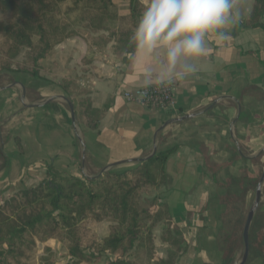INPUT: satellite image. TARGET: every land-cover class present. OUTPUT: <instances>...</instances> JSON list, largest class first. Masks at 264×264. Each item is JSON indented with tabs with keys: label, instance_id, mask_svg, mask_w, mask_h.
Returning <instances> with one entry per match:
<instances>
[{
	"label": "crops",
	"instance_id": "1",
	"mask_svg": "<svg viewBox=\"0 0 264 264\" xmlns=\"http://www.w3.org/2000/svg\"><path fill=\"white\" fill-rule=\"evenodd\" d=\"M141 1L147 6V0ZM238 2L240 23L254 0ZM114 3L122 15L130 14L129 0ZM237 24L222 49L212 46L206 57L188 61L196 73L173 82L175 104L167 109L124 97L128 91L168 82L163 50L138 59L133 67V57L128 63L116 58L114 43L91 48L74 36L40 62V77L0 74V206L17 192L38 186L49 166L90 179L135 169L155 150L176 149L166 163V183L154 195L168 205L189 240L177 264H238L242 238L234 253L224 252L223 217L239 212L227 207L224 185L245 173L261 177L264 171V31L236 29ZM63 78L76 79L93 106L104 112L97 130L73 122L59 86ZM234 188L245 191L243 185ZM255 193L256 188L249 189L237 206L249 212ZM257 216L263 224L256 227L257 247L247 264H260L264 186ZM163 230L159 225L154 237L158 252L166 256Z\"/></svg>",
	"mask_w": 264,
	"mask_h": 264
},
{
	"label": "trees",
	"instance_id": "2",
	"mask_svg": "<svg viewBox=\"0 0 264 264\" xmlns=\"http://www.w3.org/2000/svg\"><path fill=\"white\" fill-rule=\"evenodd\" d=\"M129 1L131 12L122 15L114 0H0V74L40 77V62L74 36L83 37L91 48L105 49L114 43L116 58L128 63L136 53L133 32L146 7L141 0ZM240 28L264 31V0H254L248 16L237 24ZM59 86L74 105L79 125L97 130L104 112L93 106L89 93L73 78H63ZM175 151L157 153L120 174L105 172L90 179L49 166L38 186L17 192L0 206V264H55L52 241L66 247L70 264H95L99 256H106L107 264H177L189 240L168 205L152 197L165 185L166 163ZM260 178L245 173L224 185L227 207L239 209L237 215L228 211L223 217L227 256L243 239L248 214L236 200L255 189ZM236 184L245 191L234 188ZM102 222L111 226L108 235L99 239L92 227ZM258 224L263 223L257 216L251 249L257 247ZM159 225L164 226L161 242L168 246L166 256L155 245L153 231Z\"/></svg>",
	"mask_w": 264,
	"mask_h": 264
},
{
	"label": "clouds",
	"instance_id": "3",
	"mask_svg": "<svg viewBox=\"0 0 264 264\" xmlns=\"http://www.w3.org/2000/svg\"><path fill=\"white\" fill-rule=\"evenodd\" d=\"M240 16L238 0H148L133 32V67L163 50L168 82L184 81L196 73L188 61L206 57L212 46L222 49Z\"/></svg>",
	"mask_w": 264,
	"mask_h": 264
},
{
	"label": "built area",
	"instance_id": "4",
	"mask_svg": "<svg viewBox=\"0 0 264 264\" xmlns=\"http://www.w3.org/2000/svg\"><path fill=\"white\" fill-rule=\"evenodd\" d=\"M127 102L140 103L150 108L167 109L175 104V84L165 82L128 91L124 94Z\"/></svg>",
	"mask_w": 264,
	"mask_h": 264
},
{
	"label": "rangeland",
	"instance_id": "5",
	"mask_svg": "<svg viewBox=\"0 0 264 264\" xmlns=\"http://www.w3.org/2000/svg\"><path fill=\"white\" fill-rule=\"evenodd\" d=\"M116 10L120 14H122V12L120 10V7L117 6V5H116ZM23 57H24V52L17 58V61L21 62L23 60ZM153 196H155L154 193H153L152 197ZM254 201H255V195L253 197V201L251 203L250 209L253 207ZM110 226H111V223L102 222V223L94 225L92 227V229L95 232V234L98 236V238L102 239L109 233ZM154 231H153V235H154ZM242 232H243V229L241 230V234H242ZM49 245L53 248V255H54L55 264H70L71 263V258L68 256L66 247L62 243L57 242V241H52V242L49 243ZM155 245H156V243H155ZM240 249H241L240 250V255H239V258H238L239 262L241 261L242 256H243V252H244V246H242V244H241ZM86 253L90 254V252H86ZM253 254H255V253H253ZM251 257L252 256L250 255V258ZM259 258H260V264H264V248L260 250ZM251 260H252V258L250 259V261ZM107 262H108V260H107L106 256H104V257L103 256H99V258L96 260L95 264H107Z\"/></svg>",
	"mask_w": 264,
	"mask_h": 264
},
{
	"label": "water",
	"instance_id": "6",
	"mask_svg": "<svg viewBox=\"0 0 264 264\" xmlns=\"http://www.w3.org/2000/svg\"><path fill=\"white\" fill-rule=\"evenodd\" d=\"M64 99L68 103V106H69V108L71 110L72 120L76 124L77 123V118H76L74 105L72 104V102L68 98H64ZM184 119H187V118H184ZM156 152H157V150L154 151V154L152 156H154L156 154ZM149 158H147V159H149ZM146 160H142V161L144 162ZM102 174H100V175H102ZM100 175H98V176H100ZM98 176H96V177H98ZM263 186H264V171H263V173L261 175V178H260V180L258 182V185L256 187L254 205L249 210V212L247 214V218H246L245 225H244V228H243L244 252H243V256H242V259L239 262V264H247L249 259H250V255H251V239H250L251 228H252V225H253L257 210H258V208L260 206V202H261L262 195H263Z\"/></svg>",
	"mask_w": 264,
	"mask_h": 264
}]
</instances>
